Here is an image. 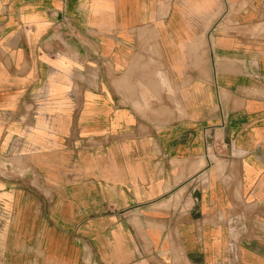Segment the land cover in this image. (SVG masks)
<instances>
[{
    "label": "crops",
    "instance_id": "obj_1",
    "mask_svg": "<svg viewBox=\"0 0 264 264\" xmlns=\"http://www.w3.org/2000/svg\"><path fill=\"white\" fill-rule=\"evenodd\" d=\"M0 264H264V0H0Z\"/></svg>",
    "mask_w": 264,
    "mask_h": 264
},
{
    "label": "rangeland",
    "instance_id": "obj_2",
    "mask_svg": "<svg viewBox=\"0 0 264 264\" xmlns=\"http://www.w3.org/2000/svg\"><path fill=\"white\" fill-rule=\"evenodd\" d=\"M0 164H3V162H2V161H0Z\"/></svg>",
    "mask_w": 264,
    "mask_h": 264
}]
</instances>
